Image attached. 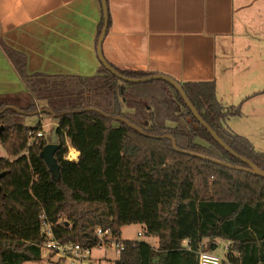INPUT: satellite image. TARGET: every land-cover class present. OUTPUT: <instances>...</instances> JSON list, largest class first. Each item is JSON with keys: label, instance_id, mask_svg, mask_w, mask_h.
<instances>
[{"label": "trees", "instance_id": "trees-1", "mask_svg": "<svg viewBox=\"0 0 264 264\" xmlns=\"http://www.w3.org/2000/svg\"><path fill=\"white\" fill-rule=\"evenodd\" d=\"M5 51L29 90L20 109L60 114L53 116L59 175L40 155L48 143L43 136L29 143L41 123L16 121L13 109L0 113V264L40 260L41 214L59 242L87 244L96 226L120 232L131 223L142 225V236L157 237V247L124 240L116 264H197L198 251L215 250L218 240L228 243L231 264H264V177L209 160L246 166L214 140L175 88L162 80L123 82L102 64L88 77L28 74L25 57ZM109 64L132 78L153 74ZM179 83L218 136L264 170V153L223 125L241 103L230 114L214 81ZM117 116L148 134H170L179 150L208 159L176 151L170 139L145 136ZM66 138L79 152L77 161L64 157Z\"/></svg>", "mask_w": 264, "mask_h": 264}, {"label": "crops", "instance_id": "crops-1", "mask_svg": "<svg viewBox=\"0 0 264 264\" xmlns=\"http://www.w3.org/2000/svg\"><path fill=\"white\" fill-rule=\"evenodd\" d=\"M106 5L110 23L101 51L108 63L178 82L214 81L221 102L236 106L240 100L244 107L256 99L261 107L245 115L263 117L264 0H106ZM102 22L100 0H0V104L29 103L27 84L5 47L25 57L28 74L92 76L101 65L96 47ZM65 141L64 157L77 161L79 152Z\"/></svg>", "mask_w": 264, "mask_h": 264}, {"label": "rangeland", "instance_id": "rangeland-1", "mask_svg": "<svg viewBox=\"0 0 264 264\" xmlns=\"http://www.w3.org/2000/svg\"><path fill=\"white\" fill-rule=\"evenodd\" d=\"M216 98L218 99L217 95ZM219 100V99H218ZM254 101L252 103H247L243 107L242 102L240 100H235V103H238L242 105V108H239V113L229 115L226 119L225 122L223 123L224 126H226L228 129H230L232 132L236 133L239 136H242L243 138H246L253 146L254 150L259 153H264V122L260 123L261 121L264 120V111L263 112V117H247L245 113L247 111L251 112L253 109H258L261 107V104L256 103ZM220 103L223 106L229 107L231 106L230 109V114L231 112H234L232 108H234V105H227L228 103L221 102ZM237 104V105H238ZM28 105V104H26ZM23 106H25V101L23 103ZM41 107H38L40 109ZM178 112H183V108L181 106L177 107L176 111ZM15 118L16 121H19L27 126H35L39 123V121H42L44 124V127L41 128V131L43 132V138L47 141L50 142V138L52 135H54L55 127H56V119L52 115H48L47 113H39L35 115H24V114H19L18 116L13 117ZM263 118V119H259ZM257 119V120H255ZM260 123V124H258ZM167 124L173 125V122L167 121ZM256 126L255 130L252 128ZM5 154L3 149L0 146V155ZM72 154V152H71ZM74 156V155H72ZM75 159V158H74ZM73 159V160H74ZM141 230V224L137 223H131L128 225L121 226L120 231H121V236L124 239H138V240H145L146 242L150 243L152 246H157V238L155 236H140L137 237L136 232ZM217 247L215 250H213L214 253L219 255L223 260V264H231L229 261L226 260L225 255H226V248L224 249L225 241L224 240H218L217 241ZM225 254V255H224ZM93 256L96 258L97 264H112L114 260L116 259V254L114 250L111 248H106L104 250L96 249L93 252ZM59 255L56 253L49 252L47 249H42L41 250V258L40 260L36 261H26L23 264H59Z\"/></svg>", "mask_w": 264, "mask_h": 264}, {"label": "water", "instance_id": "water-1", "mask_svg": "<svg viewBox=\"0 0 264 264\" xmlns=\"http://www.w3.org/2000/svg\"><path fill=\"white\" fill-rule=\"evenodd\" d=\"M101 2V7H102V11H103V25L101 28V32L97 41V54H98V58L100 63L104 66V68L110 72L111 74H113L114 76H116L120 81L123 82H128V83H144V82H149L152 80H162L167 82L168 84H170L173 88H175L178 93L180 94V96L182 97V99L184 100L185 104L187 105V107L190 109V111L192 112L193 116L196 118V120L202 125L204 126L208 132L210 133V135L214 138V140L222 147L224 148L226 151H228L229 153H231L234 157H236L237 159L241 160L243 163L246 164V166H236V165H231L228 164L226 162H223L221 160L218 159H209L214 163L217 164H221L233 169H241V170H245L247 172H250L254 175H258V176H262L264 177V170L261 169L260 167H258L256 164H254L250 159H248L247 157L241 155L240 153L236 152L235 150H233L226 142H224V140L218 136V134L206 123V121L202 118V116L199 114V112L197 111V109L195 108V106L192 104V102L188 99V97L186 96V93L183 90L182 85L174 80L173 78L163 75V74H150L147 76H142V77H138V78H132V77H128L122 73H120L118 70H116L113 66H111L103 57L102 55V51H101V45H102V40L106 34L107 31V27H108V12H107V5H106V0H100ZM6 109H13L15 110L17 113L19 114H24V115H35V114H39V113H49L50 115L56 117L59 116L60 114H55L53 113L50 109L48 108H40L37 109L35 111H23L20 108L16 107V106H12V105H6L2 108H0V113H2L3 111H5ZM86 109H92V108H86ZM95 109V108H94ZM97 111L103 113L102 111L96 109ZM116 120H122L124 121L127 125H129L131 128L136 129L137 131H139L141 134L151 137V138H156V139H170L173 148L176 151L182 152V153H188L192 156H196L202 159H208L207 157L203 156V155H199L196 153H192V152H187L184 150H179L177 148L176 145V141L175 139L170 135V134H161V135H152V134H148L146 132H144L141 128H139L138 126H136L135 124L129 122L128 120L122 118V117H113ZM3 126H0V131L2 130ZM56 128H57V124L55 127V131H54V135H52V137L50 138V142H48L42 149L40 155L43 158L44 162L46 163L47 167L49 168L50 172L53 174V176L58 177L59 175V169H58V164L56 159L54 158V153L56 151V149L58 148V137L56 134ZM3 175V172H0V176Z\"/></svg>", "mask_w": 264, "mask_h": 264}, {"label": "built area", "instance_id": "built-area-1", "mask_svg": "<svg viewBox=\"0 0 264 264\" xmlns=\"http://www.w3.org/2000/svg\"><path fill=\"white\" fill-rule=\"evenodd\" d=\"M32 137L29 139V143L33 142L37 137H42L43 132L38 131L35 136L30 131ZM68 160H73L69 157V154L65 156ZM40 235L42 243L40 245L41 250L47 249L49 252L59 255V264H97L96 258L93 256V252L96 249L104 250L111 248L116 254V259L112 264H116V261L120 258L121 251L124 248V238H122L119 231H113L108 227L96 226L91 236V242L87 244L75 243L72 241L59 242L55 239L52 231V224L46 218L45 214L40 215ZM137 237L142 236V231L136 232ZM228 249V246L225 247ZM223 259L208 250H199L197 253V264H223Z\"/></svg>", "mask_w": 264, "mask_h": 264}, {"label": "bare ground", "instance_id": "bare-ground-1", "mask_svg": "<svg viewBox=\"0 0 264 264\" xmlns=\"http://www.w3.org/2000/svg\"><path fill=\"white\" fill-rule=\"evenodd\" d=\"M75 156V155H74Z\"/></svg>", "mask_w": 264, "mask_h": 264}]
</instances>
